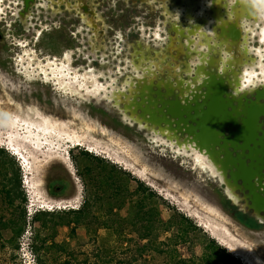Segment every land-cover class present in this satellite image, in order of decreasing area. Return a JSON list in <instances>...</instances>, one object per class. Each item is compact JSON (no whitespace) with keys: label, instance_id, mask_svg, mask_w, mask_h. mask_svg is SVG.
I'll return each mask as SVG.
<instances>
[{"label":"flooded vegetation","instance_id":"obj_1","mask_svg":"<svg viewBox=\"0 0 264 264\" xmlns=\"http://www.w3.org/2000/svg\"><path fill=\"white\" fill-rule=\"evenodd\" d=\"M213 15L210 0H0V81L49 90L72 110L189 170L223 213L253 233L264 231V212L257 214L245 198L248 190L206 174L193 156L184 155L186 139L188 154L194 151L193 136L171 140L142 116L143 110L163 111L164 102L185 101L179 99L181 88L193 100L188 88L194 87L189 81L196 65L207 66L220 52L215 42L221 32L207 33ZM249 42L241 52L259 60L264 45ZM166 117L176 129L175 117ZM54 172L45 176L46 196L72 203V173L66 169L52 177Z\"/></svg>","mask_w":264,"mask_h":264},{"label":"rangeland","instance_id":"obj_2","mask_svg":"<svg viewBox=\"0 0 264 264\" xmlns=\"http://www.w3.org/2000/svg\"><path fill=\"white\" fill-rule=\"evenodd\" d=\"M0 147L10 151L20 163V193L26 197V202L16 200L9 204L0 195V219L7 225L0 222V264H67V261L90 264L97 263L99 253L110 256L111 264H119L123 259L129 261L131 258L126 254L138 245L150 244L151 238H158V246L176 256L169 258L153 250L143 257L149 264H213L224 251L241 264H264V231L253 233L223 213L192 172L157 153L139 148L118 132L72 110L49 90L28 89L0 81ZM82 151L105 158L114 163L119 172L127 173L118 180L125 183V194L122 192L119 199L112 197L113 188L99 183L105 172H100L96 164L94 180L85 176L73 158V154ZM52 169L55 171L52 177L66 169L72 173L76 188L72 203L46 196L45 176L50 175ZM132 179L156 193L158 200L146 201L145 211L154 207L161 223L175 219L170 230H164L160 223L150 239L144 237L147 223L134 218L137 200L143 195L130 194L136 190ZM89 194L99 196L104 206L94 207L90 221L79 226L72 224L59 229L55 227L59 219L49 216L48 220H53L49 227H55L56 241L45 243L46 234L52 231L44 230L43 213L74 211ZM110 202L114 206L110 207ZM58 203L66 209H48ZM24 211L26 229L17 240L13 238L12 221H19ZM182 216L190 218L197 228L180 224L178 220ZM105 221L111 226H106ZM37 234L41 237L35 242L39 248L35 254L32 243ZM124 249L130 250L124 252ZM115 251H118L116 257Z\"/></svg>","mask_w":264,"mask_h":264},{"label":"water","instance_id":"obj_3","mask_svg":"<svg viewBox=\"0 0 264 264\" xmlns=\"http://www.w3.org/2000/svg\"><path fill=\"white\" fill-rule=\"evenodd\" d=\"M210 9L214 15L208 26L213 30L207 33L221 32L215 42L220 52L205 61L207 66L196 65L189 81L194 87L188 88L193 100L189 102L180 87L179 99L185 101L164 102L163 111L143 110L142 116L159 124L158 134L171 140H179V134L193 136L194 151L188 154L190 139H186L184 155L193 156L195 166L206 174L228 184L233 179L235 189L248 190L245 198L260 214L264 212V49H258L259 60L241 51L247 50L250 39L264 45V0H210ZM200 34L205 37L206 32ZM191 44L197 47L199 42ZM166 115L175 117L176 129Z\"/></svg>","mask_w":264,"mask_h":264},{"label":"trees","instance_id":"obj_4","mask_svg":"<svg viewBox=\"0 0 264 264\" xmlns=\"http://www.w3.org/2000/svg\"><path fill=\"white\" fill-rule=\"evenodd\" d=\"M74 161L77 164H80L79 166L82 168L83 173L85 176H89L91 180H94V168L95 164L100 167V172H105L102 174V181L99 183H103L109 187L113 188V198L119 199L122 192L125 194V183L118 181L120 178H122L124 173L122 171H118L116 169V165L114 163H110L105 158H102L100 156H95L93 153L88 151H82L78 154H73ZM112 164L111 167L110 165ZM20 163L17 161L16 157L10 153L6 148L0 147V195L7 200L9 204H14L16 200H21V203L26 202V197L24 194L22 195L20 193L21 188V179H22V172ZM127 177H131L130 175H127ZM126 177V178H127ZM99 180V179H97ZM131 180V178H130ZM135 183L136 190L133 192H130V194H141L143 195L142 199L137 200L135 215L138 219V221H145L146 230L144 231V237L149 238L151 237L154 232L157 230V224L160 225V221L158 220V212L154 207H149L148 211H145V207L148 205L146 201H153L156 202L158 200V197L156 193H154L149 187H147L144 183L138 181L137 179H132ZM137 180V181H135ZM86 200V203H84V207L81 210H74L66 213H48L45 212L43 215H45V220L43 221V227L44 230L47 231L50 229L52 233L46 234V238L43 240L45 243H47L49 240L56 241V235H55V227H58L59 229L62 227H71L72 224H76L79 226L81 223L85 221H90L92 211L94 207H98L101 205L104 206V201L95 194H89ZM114 206L110 202V207ZM113 208V207H112ZM110 213H112V210H109ZM52 216L54 218L59 219L57 225L50 226L49 223L53 222L48 220V217ZM19 221L14 222L12 221V225L14 226V239H19L25 232L26 229V211H24L23 215H21L18 219ZM112 219H110L111 221ZM180 224H183L184 226L188 228L196 229L197 226L193 224L192 220L188 217L182 216L180 220H178ZM0 222H3L4 226H7L4 224V220L0 219ZM175 223V219L168 222V223H161L164 230H170V228ZM106 226H111L107 224V221H105ZM17 226V228H15ZM74 231V229H72ZM135 232V231H134ZM47 233V232H46ZM137 234V232H135ZM41 237V234H37L34 236V243H32V250L35 252V254H38V247L35 246L36 240ZM150 239V238H149ZM157 239H150V244L147 245H138L134 250L129 252L130 249H124L123 251H128L130 254H126L127 258H131L129 261H126L123 259V261L119 264H149L147 261L143 260V257L149 253L150 251H157L160 254H167V257L169 258H175L176 255L173 254V252H169L162 247L158 246ZM165 250V251H164ZM108 255V254H107ZM106 255V256H107ZM118 256V251H115V257ZM104 257L103 253H99L97 255L98 261L97 263H90V264H111L110 262L113 260L111 257ZM88 259L86 260L87 263ZM67 264H71L70 261H67ZM213 264H241V262L236 259L234 256H232L230 253H227L226 251L223 252L222 256L218 258Z\"/></svg>","mask_w":264,"mask_h":264},{"label":"built area","instance_id":"obj_5","mask_svg":"<svg viewBox=\"0 0 264 264\" xmlns=\"http://www.w3.org/2000/svg\"><path fill=\"white\" fill-rule=\"evenodd\" d=\"M67 207H70V206H67ZM51 209V210H55V208H57V210H63V209H66V207L64 206L63 207V205L61 204V203H58L57 205H50L49 207H48V209ZM73 208V207H72ZM49 209V210H50Z\"/></svg>","mask_w":264,"mask_h":264},{"label":"bare ground","instance_id":"obj_6","mask_svg":"<svg viewBox=\"0 0 264 264\" xmlns=\"http://www.w3.org/2000/svg\"><path fill=\"white\" fill-rule=\"evenodd\" d=\"M24 138H25V137H24ZM16 139H17V138H16ZM23 140H24V139H22L21 141H23ZM24 142H25V140H24ZM26 142H27V141H26ZM26 142H25V143H26ZM29 147L32 148L31 145H29ZM32 150L34 151V150H36V149H35V148H34V149L32 148ZM37 150H38V149H37ZM61 156H62V155H61ZM62 157H63V156H62ZM30 174H31V173H30ZM70 206H71V205H70ZM247 262L249 263V261H247Z\"/></svg>","mask_w":264,"mask_h":264}]
</instances>
